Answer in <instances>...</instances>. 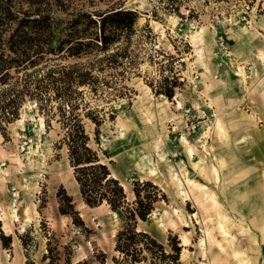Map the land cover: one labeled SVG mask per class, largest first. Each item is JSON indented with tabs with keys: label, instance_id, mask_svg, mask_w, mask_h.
<instances>
[{
	"label": "rangeland",
	"instance_id": "rangeland-1",
	"mask_svg": "<svg viewBox=\"0 0 264 264\" xmlns=\"http://www.w3.org/2000/svg\"><path fill=\"white\" fill-rule=\"evenodd\" d=\"M65 1L70 16L52 12L55 43L78 10L137 13L134 30L115 32L121 39L111 47L127 49L132 68L115 58L97 73L95 96L77 88L87 145L127 201L133 181L161 194L136 229L166 252L177 242V264H264V0ZM170 88L169 99L159 94ZM32 104L26 100L0 134V231L9 236L0 264H47L50 234L70 248L71 263L100 260L101 252L111 264L123 218L82 203L56 116L46 122ZM85 112L98 120L96 135ZM63 194L69 214L58 211Z\"/></svg>",
	"mask_w": 264,
	"mask_h": 264
},
{
	"label": "trees",
	"instance_id": "trees-1",
	"mask_svg": "<svg viewBox=\"0 0 264 264\" xmlns=\"http://www.w3.org/2000/svg\"><path fill=\"white\" fill-rule=\"evenodd\" d=\"M67 7L65 0H0V134L4 136L5 127L18 121L19 109L26 100L34 102L46 122L56 116L55 122L61 133L59 144L66 149L82 203L88 207L104 205L123 218L122 227L114 235L113 251L117 255L111 257V264L145 261L177 264L180 250L177 242L166 252L149 234L136 229L137 220L144 222L150 216L153 204L161 197L159 190L148 181H133V199L127 201L123 186L88 147V136L78 112L80 104L85 105V102L77 88L86 87L95 96L100 83L97 73H103L117 63L115 58L126 59L128 68L133 65V56L127 54V49L118 53L116 46L112 51L111 47L121 39L115 32L131 33L134 30L137 13L120 6L103 12L78 10L67 22V33L55 43L56 23L52 12L66 13ZM170 8L175 10L177 6ZM124 40L125 44L130 42L128 34ZM89 56L92 58L88 59ZM67 58L87 59L83 63L63 65L61 61ZM116 76L115 90L119 92L123 88L120 86L122 74L118 72ZM160 93L169 99L172 89ZM83 116L94 123L96 135L97 118L88 112ZM63 201L64 205H59L58 211L69 214L66 209H72L71 199L63 194ZM0 245L9 248V236H4L1 231ZM99 253L100 260L92 256L93 260L71 263L70 248L59 246L50 234L41 260L47 264H92L93 261L105 264V254Z\"/></svg>",
	"mask_w": 264,
	"mask_h": 264
},
{
	"label": "bare ground",
	"instance_id": "bare-ground-1",
	"mask_svg": "<svg viewBox=\"0 0 264 264\" xmlns=\"http://www.w3.org/2000/svg\"><path fill=\"white\" fill-rule=\"evenodd\" d=\"M261 59H263V58H261ZM202 245V244H201Z\"/></svg>",
	"mask_w": 264,
	"mask_h": 264
}]
</instances>
